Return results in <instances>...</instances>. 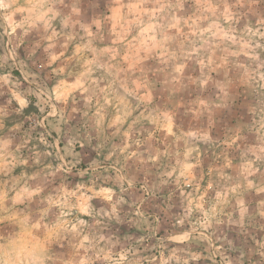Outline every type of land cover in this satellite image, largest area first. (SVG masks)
Here are the masks:
<instances>
[{
    "label": "clouds",
    "instance_id": "obj_1",
    "mask_svg": "<svg viewBox=\"0 0 264 264\" xmlns=\"http://www.w3.org/2000/svg\"><path fill=\"white\" fill-rule=\"evenodd\" d=\"M0 264H264V0H0Z\"/></svg>",
    "mask_w": 264,
    "mask_h": 264
}]
</instances>
